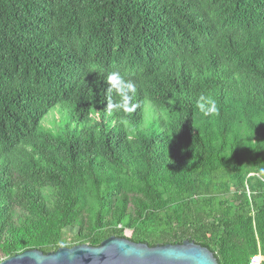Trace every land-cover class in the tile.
<instances>
[{
    "label": "trees",
    "instance_id": "16d2710c",
    "mask_svg": "<svg viewBox=\"0 0 264 264\" xmlns=\"http://www.w3.org/2000/svg\"><path fill=\"white\" fill-rule=\"evenodd\" d=\"M111 236L264 264V0H0V261Z\"/></svg>",
    "mask_w": 264,
    "mask_h": 264
},
{
    "label": "water",
    "instance_id": "95a60500",
    "mask_svg": "<svg viewBox=\"0 0 264 264\" xmlns=\"http://www.w3.org/2000/svg\"><path fill=\"white\" fill-rule=\"evenodd\" d=\"M0 264H218L213 253L193 241L156 245L135 243L111 236L99 246L77 244L44 254L31 249L15 254Z\"/></svg>",
    "mask_w": 264,
    "mask_h": 264
},
{
    "label": "clouds",
    "instance_id": "9594fccd",
    "mask_svg": "<svg viewBox=\"0 0 264 264\" xmlns=\"http://www.w3.org/2000/svg\"><path fill=\"white\" fill-rule=\"evenodd\" d=\"M110 87L123 96L124 99L131 101L132 95L136 92V85L131 80L125 79L119 72H113L108 75ZM196 107L204 117H212L219 114L217 100L210 94H201L197 101Z\"/></svg>",
    "mask_w": 264,
    "mask_h": 264
},
{
    "label": "rangeland",
    "instance_id": "374dc122",
    "mask_svg": "<svg viewBox=\"0 0 264 264\" xmlns=\"http://www.w3.org/2000/svg\"><path fill=\"white\" fill-rule=\"evenodd\" d=\"M59 119V114L57 112V110H54L53 112H51L43 121L44 125L48 128H52L54 125V121ZM126 236H129V233H126Z\"/></svg>",
    "mask_w": 264,
    "mask_h": 264
},
{
    "label": "built area",
    "instance_id": "2783aa9c",
    "mask_svg": "<svg viewBox=\"0 0 264 264\" xmlns=\"http://www.w3.org/2000/svg\"><path fill=\"white\" fill-rule=\"evenodd\" d=\"M261 262H262V256L260 252L251 256L250 264H261Z\"/></svg>",
    "mask_w": 264,
    "mask_h": 264
}]
</instances>
